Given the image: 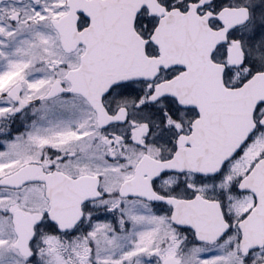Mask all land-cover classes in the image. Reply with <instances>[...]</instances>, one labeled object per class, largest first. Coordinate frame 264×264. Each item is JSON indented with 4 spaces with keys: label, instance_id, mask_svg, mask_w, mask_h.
Here are the masks:
<instances>
[{
    "label": "snow or ice",
    "instance_id": "1",
    "mask_svg": "<svg viewBox=\"0 0 264 264\" xmlns=\"http://www.w3.org/2000/svg\"><path fill=\"white\" fill-rule=\"evenodd\" d=\"M0 264H264V0H0Z\"/></svg>",
    "mask_w": 264,
    "mask_h": 264
}]
</instances>
